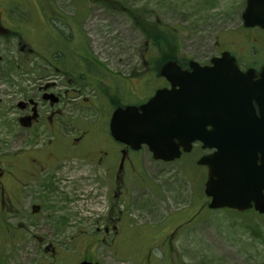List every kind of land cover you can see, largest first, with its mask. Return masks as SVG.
<instances>
[{
    "label": "rangeland",
    "instance_id": "rangeland-1",
    "mask_svg": "<svg viewBox=\"0 0 264 264\" xmlns=\"http://www.w3.org/2000/svg\"><path fill=\"white\" fill-rule=\"evenodd\" d=\"M5 1L13 2L12 22L26 9L22 35L32 47L58 52L81 86L62 89L63 135H54L50 145L49 132L27 139V157L41 160L53 152L66 160L50 171L55 160L27 163L21 172L11 159L23 147L13 145L19 140L14 141L10 101L28 84L18 68L0 74V170L6 168L13 188L7 196L11 206L24 212L13 217L6 208L5 215L22 230L5 225L0 207V264H77L86 256L100 264H264V215L209 210L206 177L195 154L164 163L144 147L128 151L119 170L117 143L105 132L104 150L117 153L106 168L95 162L103 157L95 141L87 137L76 149L79 142H71L80 127H95L94 120L104 125L107 116L93 109L105 106L108 115L114 104L141 103L163 86L153 73L163 54L203 64L229 51L239 61L261 62L264 30L242 27L245 0ZM154 30L164 36L162 50L152 43ZM14 47L0 38L3 71L16 58ZM88 151L92 155L85 158ZM39 167L47 169L31 181Z\"/></svg>",
    "mask_w": 264,
    "mask_h": 264
},
{
    "label": "water",
    "instance_id": "water-1",
    "mask_svg": "<svg viewBox=\"0 0 264 264\" xmlns=\"http://www.w3.org/2000/svg\"><path fill=\"white\" fill-rule=\"evenodd\" d=\"M241 19L245 28L264 29V0H245ZM210 62L211 66H200L191 60L190 71L166 62L160 74L170 88L156 91L139 107L116 109L110 134L134 151L146 146L154 160L165 162L179 157V147L189 152L191 143L201 142L203 148L214 150L198 161L207 169L204 193L210 198L208 208L241 213L253 207L264 214V134L249 131V117L243 113L221 116L218 112L219 104L228 100L248 103L254 97L264 103V69L254 82L253 71L241 72L229 52ZM196 118L201 119L200 127ZM187 121H192L191 127L185 126ZM256 152L260 165L254 160Z\"/></svg>",
    "mask_w": 264,
    "mask_h": 264
},
{
    "label": "flooded vegetation",
    "instance_id": "flooded-vegetation-1",
    "mask_svg": "<svg viewBox=\"0 0 264 264\" xmlns=\"http://www.w3.org/2000/svg\"><path fill=\"white\" fill-rule=\"evenodd\" d=\"M3 2L2 7L3 10L0 11V38L3 43H9L12 41V43L15 45L14 50L16 54V58L13 62H6V71L0 68V74L1 72H8L9 74H12L16 72V68L19 69V71L23 72L24 78L23 81L24 83H27L28 85L24 86L23 89H18V91L14 92L11 94V108L10 112L12 115V128L13 132L15 133L14 136V141L19 140V142L13 143L14 146L19 145L23 148L20 150H14L18 151L14 152L11 156V159L13 160V165L16 167L17 170H20L21 172L23 171V166L26 165L27 163H35L37 166L41 164L44 160L46 161H51L55 160L54 165L52 168L47 169V168H41L39 167L38 170V177L36 180H31L37 182L39 178V173L41 169H47V170H53L57 163L60 162L61 160H66V159H59L54 156L53 152H49V154L43 158V159H38L34 157H27L25 154L29 151L28 149L26 150V146L29 145V142L27 139L32 136L34 133L35 136L39 135L40 133L43 132H49L51 134V141L49 143H46L45 145H50L52 143V140H54V135H63V102L64 96L63 93L64 91L62 90L64 86H77L80 85L79 82H81L75 75V69L71 68L69 66H65L60 58V54L58 52L56 53H48L47 48L45 45L42 47L41 51H38L35 47H32L31 43L22 35L27 31H24L26 27V15H19L14 22L11 21L10 14L14 10V5L13 2L11 1H0ZM11 3V4H9ZM20 4V3H19ZM1 6V4H0ZM26 9L22 8L20 12H25ZM258 29V28H255ZM252 30V29H251ZM23 31V33H22ZM26 36V35H25ZM59 51V50H58ZM61 52V51H59ZM222 53V51L220 52ZM219 53V54H220ZM218 54V55H219ZM230 54L235 58L237 66L241 72H247L249 70H252V81H258L261 78L262 71L264 69V56L261 60V62H251V61H239L237 56ZM35 60H40V63L34 62ZM1 63L4 61L2 57H0ZM181 70H189V62H179L177 64ZM201 65H206L210 66V62L208 61L207 63H203ZM94 66L97 67L96 64ZM161 66L157 68V65L155 66V73L154 76L157 78H160L163 82L164 85L160 87L165 88V87H170V85L166 82V80L160 76L159 71H160ZM102 70V69H101ZM74 83V84H73ZM76 84V85H75ZM81 86V85H80ZM159 88H156V90ZM155 90V91H156ZM79 92V91H78ZM67 93V91H66ZM105 94V93H103ZM105 104L108 99H104ZM87 101L88 100H84ZM3 99L0 97V109L3 106ZM101 107L103 109H101ZM45 108V112L42 113L41 109ZM96 111L98 114L102 112V114L106 115V121L104 122V125L101 126V122H98L97 120H94L92 123L94 126L92 128H84L80 127L79 130V136L75 137L72 139L71 142H79L77 147L73 148L76 149L80 145V143L85 139L89 138L95 141L96 147L98 149L95 150V152L98 154L103 155V157H99L96 159V163L103 167H107V164L111 162V158L113 154H117L120 152L121 157L124 155H127V149L117 143V150L116 152L114 151H105L103 144V132H105L106 136L108 138H111V135L109 133V120L111 113L107 115V109L105 106H100L97 109H93ZM219 114L221 116H230L233 114H244L245 117H249V131H258V133L264 134V103L260 101V99L252 98L248 103L247 101H244L243 103L240 102H234L232 100L228 101H223L219 104ZM109 116V118H108ZM226 122H230L226 120ZM246 121L240 122L239 125H244ZM195 123L200 127L201 125V119L196 118ZM70 124L72 126L76 125L74 121L71 120ZM192 121H187L185 122V126L191 127ZM248 124V121H247ZM37 129V131H36ZM207 129H210L207 127ZM246 127L242 126L240 127L241 132H244ZM93 130V131H92ZM100 130V136L96 134V131ZM42 131V132H40ZM40 132V133H39ZM96 138H98L99 143L96 142ZM106 138V137H105ZM112 139V138H111ZM176 142V141H175ZM71 146V143L69 147ZM100 147V148H99ZM72 149V148H71ZM90 149V148H89ZM182 151L181 149H179ZM213 151L203 149L202 144L200 142H195L191 144L190 146V151L188 153L182 152L179 156V158L175 161H180L184 156H188L191 154L193 157L196 156L195 158V164L205 173L206 175V168L204 166L198 165L197 162L198 160L205 156L211 154ZM91 152H86L83 154L85 158L89 157ZM88 155V156H87ZM255 161L257 165H260V154L256 152L254 154ZM25 162L20 167V164L22 162ZM85 160V159H84ZM88 161V160H86ZM91 161V160H89ZM172 161V162H175ZM94 162V161H91ZM171 163V162H170ZM43 166H46L43 164ZM116 179L117 176L115 177ZM3 180V181H1ZM205 182V181H204ZM117 183V182H116ZM115 183V184H116ZM7 185V187H5ZM29 185V182L23 186V189L21 190L22 193V201H21V206L23 208V197L26 192H29L26 190V186ZM0 189H1V197H0V207L3 210V215L5 216L7 214L6 208L8 210V215L10 216H23L24 212L21 210L20 213H17L14 208L11 206L9 200H8V194L12 192L13 188L12 185L9 181L6 180V168H3L0 170ZM263 195H264V189H263ZM4 197L6 198L7 202L4 201ZM206 197V196H205ZM207 198V197H206ZM208 199V198H207ZM32 211L38 210V207H32ZM251 212H254V210H250ZM10 225V226H18L21 227L20 224H13L9 223L8 217L6 218L5 216V225ZM9 227V226H8ZM22 228V227H21ZM23 230V228H22ZM82 261H87V262H92L94 263L95 261L92 260V258L86 256L82 257V259L77 263H81Z\"/></svg>",
    "mask_w": 264,
    "mask_h": 264
},
{
    "label": "trees",
    "instance_id": "trees-1",
    "mask_svg": "<svg viewBox=\"0 0 264 264\" xmlns=\"http://www.w3.org/2000/svg\"><path fill=\"white\" fill-rule=\"evenodd\" d=\"M96 2H97V0H95ZM140 31L142 32V33H145L144 32V30H142V26H140ZM164 32L166 31V30H163ZM145 34H147V33H145ZM160 34H162V32L160 33V32H158V33H156V30H154L153 31V36H150L151 37V39L153 40L152 41V43L155 45V46H157L158 47V49L159 50H162V47H163V40H164V36L163 35H160ZM148 35V34H147ZM172 45H167V47H171ZM163 58L161 59V61L159 60L158 61V65H161L163 62H165V61H167V60H175V61H177V62H183V60L181 61V60H179V59H177V58H174V57H172V56H166L165 54H163V56H162Z\"/></svg>",
    "mask_w": 264,
    "mask_h": 264
}]
</instances>
